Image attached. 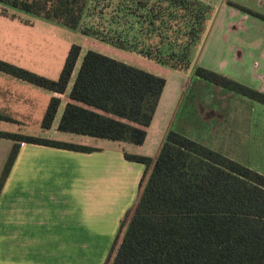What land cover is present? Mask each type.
<instances>
[{"label":"trees","instance_id":"16d2710c","mask_svg":"<svg viewBox=\"0 0 264 264\" xmlns=\"http://www.w3.org/2000/svg\"><path fill=\"white\" fill-rule=\"evenodd\" d=\"M228 3L264 19L260 12ZM0 4L3 15L24 12L179 71L190 68L214 15L207 0H0ZM80 54L81 47L73 44L57 80L2 59L0 71L64 93ZM195 74L264 104L263 91L202 66ZM165 86L160 75L88 50L58 130L141 145ZM59 104L58 97L50 100L43 128L52 126ZM0 136L15 141L0 177V193L24 142L94 150L20 133L0 131ZM125 157L145 164L146 170L137 202L123 219L105 264H264V174L175 130L167 133L156 158L127 152Z\"/></svg>","mask_w":264,"mask_h":264},{"label":"crops","instance_id":"0c3cea01","mask_svg":"<svg viewBox=\"0 0 264 264\" xmlns=\"http://www.w3.org/2000/svg\"><path fill=\"white\" fill-rule=\"evenodd\" d=\"M226 1L213 5L205 45L216 35L213 28L215 33L227 23L231 33L245 34L246 53L238 47L233 61L247 58L248 72L257 83L254 88L264 92V19ZM237 1L264 14V0ZM1 9L0 4V59L59 79L62 26L19 11L13 12L16 17L6 16ZM75 72L76 68L66 91L59 93L0 71V115L7 118H0V131L20 133L15 122L39 121L41 134H20L94 148L85 152L27 142L20 145L0 193V264H105L123 219L137 202L146 170L145 164L126 159L125 153L156 158L167 133L173 130L171 116L177 104L164 100L166 81L143 144L88 135L83 136L97 140L78 136L62 140L57 136L58 122L72 101L68 88ZM53 97L60 98V104L52 126L46 129L42 121ZM209 112L208 117L223 114L214 108ZM14 144L13 139L0 136V177Z\"/></svg>","mask_w":264,"mask_h":264},{"label":"rangeland","instance_id":"374dc122","mask_svg":"<svg viewBox=\"0 0 264 264\" xmlns=\"http://www.w3.org/2000/svg\"><path fill=\"white\" fill-rule=\"evenodd\" d=\"M207 1L213 5L223 2V0ZM228 1L226 2L228 3ZM231 1L243 4L237 0ZM231 27L227 23L219 31L216 30L215 33L213 28L212 34L216 35L211 38L207 45H205L207 35L202 40L194 51L190 68L186 71H179L134 52L83 35L78 30L62 26L60 27L63 30L61 33L63 38L62 67L71 46L77 44L81 47L80 60L68 90L70 91L77 71L88 50L103 53L160 75L167 81V88L164 93L165 102L170 99L171 103L177 104L176 111L171 116L173 130L194 140L200 139L196 140L200 143L205 141L212 147L206 146L264 174V104L195 74L196 68L202 66L251 88L257 85L256 82H253L251 73L248 72L247 58L241 62L233 61L234 57L237 56L238 47L243 48L242 52L246 53V39L245 34L231 33ZM64 106H62V111ZM213 108L222 110V116L208 117L210 115L209 111ZM15 126L16 129L27 134L42 133L40 131L41 122L39 121H19L15 122ZM57 134V136L62 137V140L66 141L73 136L74 138H76L75 136H78V138H92L60 131ZM92 140H97V138H92Z\"/></svg>","mask_w":264,"mask_h":264}]
</instances>
